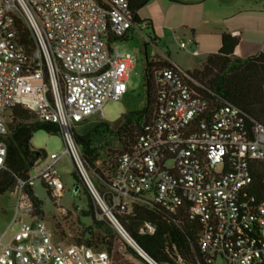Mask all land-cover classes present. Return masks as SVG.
Here are the masks:
<instances>
[{
  "label": "built area",
  "instance_id": "1",
  "mask_svg": "<svg viewBox=\"0 0 264 264\" xmlns=\"http://www.w3.org/2000/svg\"><path fill=\"white\" fill-rule=\"evenodd\" d=\"M133 17L129 0H0V172L14 107L56 125L66 145L61 154L36 162L33 176L18 180L15 215L0 236V264H113L106 249L69 242L32 215L27 191L36 181L62 197L56 166L65 154L97 219H106L124 240L131 236L119 218L136 206L181 212L200 226L196 264H264V179L260 186L254 181L264 166V125L248 122L232 104L204 97L187 72L152 69L156 105L150 122L99 188L88 175L75 125L103 118L104 105L126 95L135 59L113 42L137 29ZM194 44L180 41V49ZM156 230L144 222L138 233ZM126 243L147 264H158Z\"/></svg>",
  "mask_w": 264,
  "mask_h": 264
},
{
  "label": "trees",
  "instance_id": "2",
  "mask_svg": "<svg viewBox=\"0 0 264 264\" xmlns=\"http://www.w3.org/2000/svg\"><path fill=\"white\" fill-rule=\"evenodd\" d=\"M150 1L152 0H129V3L134 15L133 22L135 24L145 23V28L151 32V21H141L137 16L139 9ZM147 37L150 42H155L153 33H148ZM221 40L220 50L209 55L201 69H195L187 74L199 85L196 89L204 97L212 101L221 100L232 104L246 116L248 122L254 121L264 125V53L244 59L237 58L234 51L239 44V39L224 33ZM163 67L173 68L175 66L162 59L147 64L144 74L147 102L144 108L124 114L113 124L102 121L82 135L77 134L74 130L82 162L86 170L93 171L99 180L105 179V175L103 169L97 167L96 164L100 160L101 150L109 147L107 139L114 137L118 143L116 151L111 149L107 151L108 154H111L107 155V158L117 155L110 168L113 172L117 159L131 147L137 136L143 131V127L150 122L156 105L151 71ZM8 126L10 133L6 138L5 169L0 172V196L12 193L18 180L28 179L35 163L47 157L44 150L32 147L33 135L38 131L61 135L60 129L56 125L38 122L32 112L21 106L12 109ZM104 141L105 145L102 146L101 143ZM73 177L76 182L82 180L75 173H73ZM263 179L264 166L254 174L256 185L260 186ZM84 187L87 191L86 186ZM27 193L33 206L32 215L43 218L42 202L34 195L31 188ZM92 203L90 197L88 211L83 213V217H92L94 226L104 229L106 233L103 236L94 235L93 228L89 227L79 235L76 242L106 249L112 256L113 264H121L119 255L113 251L116 247L115 231L112 229L113 232L109 228L110 223L106 219L99 220L95 217V207ZM119 220L140 248L158 264H178V258L182 259L183 264H196V260L199 258L197 241L200 226L187 215L181 212L166 215L157 208L149 209L144 206H136L130 215L120 217ZM144 222H153L157 225L154 235L142 236L138 233V229ZM124 246L135 258L143 261L127 243Z\"/></svg>",
  "mask_w": 264,
  "mask_h": 264
},
{
  "label": "rangeland",
  "instance_id": "3",
  "mask_svg": "<svg viewBox=\"0 0 264 264\" xmlns=\"http://www.w3.org/2000/svg\"><path fill=\"white\" fill-rule=\"evenodd\" d=\"M220 1L221 0H206L202 4L194 5L191 9H194L195 20L198 21L202 9L201 7H203L204 4L206 9L216 10L220 5ZM142 16H144L143 13ZM219 27L220 25L212 23L205 25L202 24L197 28V32H213L215 29H219ZM148 33L151 32L145 28V23L137 24V29L132 30L126 39L113 42V47L118 48L123 53H130L135 59V66L129 73V81L127 83L128 91L119 101H109L104 105L102 108L103 118L99 117V115H95L86 123L75 125L74 130L77 134H84L90 128L102 121L113 124L124 114L144 108L147 102L144 75L147 64L157 58L165 59L166 57L164 55H168V50L176 62V65L181 70L192 72L195 69L202 68L207 54L201 53V55L195 57L193 55V50L196 49L190 46L185 50L180 49V41L187 42L191 38L189 30L180 29L175 33L170 32L164 41H155L154 43L148 40ZM198 51L200 52L201 50L199 49ZM107 143L109 147L101 150V157L96 166L103 169L104 175H111L112 170H110V168L117 155L107 158V155H111L108 154L107 151L109 149L116 151L118 149V143L114 137L108 138ZM103 144L105 145V141L101 143L102 146ZM31 145L34 149L44 150L48 157L51 154H61L66 149L62 135H52L44 131H38L33 135ZM77 148L80 149L79 146H77ZM56 168L58 170L59 178L64 185L62 197H52L39 181H36L32 188L34 195L43 204L42 210L44 217L42 220L47 227L69 242H76L79 235L85 232L89 227L93 228L94 235H105L106 232L104 229H99L94 226L92 217H83V213L88 211L90 197L84 187L85 184L83 183V180L76 182L73 177V173L78 177H80V174L76 171L70 155L65 154L62 156L58 161ZM36 170V167L33 168L30 171V176H33L36 173ZM87 173L95 186L99 188V177L93 171L88 170ZM92 204L94 205V203ZM16 206L17 199L12 193L9 192L0 196V236L6 230L15 215ZM59 208H63L67 212V215L60 213L58 210ZM97 213L99 214V212H95L96 218H98ZM21 217L26 222L30 220L25 215H21ZM109 228L111 230L114 229L115 231L112 230L115 234L114 241L116 245L113 251L119 255L121 264H147L145 261L135 258L130 253L129 249L124 246L126 241L111 223Z\"/></svg>",
  "mask_w": 264,
  "mask_h": 264
},
{
  "label": "crops",
  "instance_id": "4",
  "mask_svg": "<svg viewBox=\"0 0 264 264\" xmlns=\"http://www.w3.org/2000/svg\"><path fill=\"white\" fill-rule=\"evenodd\" d=\"M206 0H152L137 12L141 21H151V33L155 41H164L170 32L175 33L180 29L189 30L196 51L207 54L206 58L217 53L222 45V35L231 34L239 39L234 55L237 58H247L264 53V1L263 0H221L216 10L201 7L200 17L195 20L194 5L202 4ZM142 13L144 16H142ZM255 14V15H254ZM257 14V15H256ZM217 24L219 29L213 32L198 33L197 28L202 24ZM128 34L123 38L126 39ZM198 49V50H197ZM195 51V50H193ZM166 60L171 65H176L169 50ZM196 57V56H195ZM180 69V68H179Z\"/></svg>",
  "mask_w": 264,
  "mask_h": 264
},
{
  "label": "water",
  "instance_id": "5",
  "mask_svg": "<svg viewBox=\"0 0 264 264\" xmlns=\"http://www.w3.org/2000/svg\"><path fill=\"white\" fill-rule=\"evenodd\" d=\"M129 240L134 244V245H136V247H138V249H139V251L141 252V253H143L144 255H147L137 244H136V242L131 238V237H129ZM137 252V251H136ZM148 256V255H147Z\"/></svg>",
  "mask_w": 264,
  "mask_h": 264
},
{
  "label": "bare ground",
  "instance_id": "6",
  "mask_svg": "<svg viewBox=\"0 0 264 264\" xmlns=\"http://www.w3.org/2000/svg\"><path fill=\"white\" fill-rule=\"evenodd\" d=\"M125 238V240L128 242V243H131L132 245H133V243L128 239V237L126 236V237H124ZM135 246V245H134ZM136 247V246H135Z\"/></svg>",
  "mask_w": 264,
  "mask_h": 264
}]
</instances>
